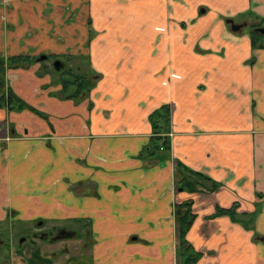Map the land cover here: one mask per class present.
<instances>
[{"label": "crops", "instance_id": "obj_1", "mask_svg": "<svg viewBox=\"0 0 264 264\" xmlns=\"http://www.w3.org/2000/svg\"><path fill=\"white\" fill-rule=\"evenodd\" d=\"M258 28L264 0H0V57L30 61L6 71L29 108L0 109V223L75 236L13 264H178L185 202L195 264H264ZM83 60L91 88L70 96L53 63L77 78ZM162 106L171 136L154 151Z\"/></svg>", "mask_w": 264, "mask_h": 264}, {"label": "trees", "instance_id": "obj_2", "mask_svg": "<svg viewBox=\"0 0 264 264\" xmlns=\"http://www.w3.org/2000/svg\"><path fill=\"white\" fill-rule=\"evenodd\" d=\"M260 34L252 33L251 42L254 47L258 41ZM29 59L19 57V58H9L4 59L0 57V109H5L6 111H12L13 109L22 110L28 109L29 107L18 98L12 89L6 83V71L13 68H19L21 65L29 63ZM93 75V74H92ZM73 81H63L62 86L65 90L72 87L74 88L71 92V96L77 95L79 92H83V89L91 86L87 76L77 77ZM91 88V87H90ZM90 88L86 92H89ZM33 111V110H32ZM169 113L170 110L168 106H162L159 110L155 111L150 116V123L153 128V140H154V151L168 149L167 136L170 133L169 129ZM164 137H160V136ZM160 142L157 144L155 142ZM176 165L175 176L178 173ZM197 179L201 180L199 176ZM178 187V185H177ZM202 188V185L200 186ZM185 188V187H181ZM225 213L223 211H217V215ZM174 219H175V234H176V247L175 253L177 257L178 264H195L199 258V254L193 252L191 245L186 240V234L189 230L190 224L193 221V214L191 213V202H185L175 207L174 209Z\"/></svg>", "mask_w": 264, "mask_h": 264}, {"label": "flooded vegetation", "instance_id": "obj_3", "mask_svg": "<svg viewBox=\"0 0 264 264\" xmlns=\"http://www.w3.org/2000/svg\"><path fill=\"white\" fill-rule=\"evenodd\" d=\"M54 63H53V69L57 72V70L54 68ZM59 63L62 66L60 68L61 70L63 68V64L61 62ZM23 232H25V234L21 236L20 238H18L17 243L15 244L16 246L14 247L15 250H14V253L12 254L13 255L12 258L16 256L15 252L19 250V248L25 244H30L32 242H38L46 250V248H48L49 246H55L57 244L61 245L63 240H66L67 238L75 237L73 233L71 234L70 232H67L63 229H55V230L48 231L41 227L37 229L33 228L31 231H29L30 235L26 234V230H23ZM0 234L6 235L8 239L7 242L0 240V253H1V250L3 249V251L5 252L4 256L7 257L11 253L10 245H11L13 235L11 232H9L5 228H2V229L0 228Z\"/></svg>", "mask_w": 264, "mask_h": 264}, {"label": "rangeland", "instance_id": "obj_4", "mask_svg": "<svg viewBox=\"0 0 264 264\" xmlns=\"http://www.w3.org/2000/svg\"><path fill=\"white\" fill-rule=\"evenodd\" d=\"M85 62L86 61L83 60L82 61V64L84 65L83 68L81 70H75L74 73H76V75H78V77H82L84 75L87 76L90 84H92V82H93V76H92V74L93 73L88 70V68L86 67V63ZM66 67L67 68H62L61 70H59L57 72L54 69L51 70L52 71L53 78L56 79L60 85H62V82L63 81H69V80L73 81L75 79H78V78H74V77L70 76V71H72V70H69L70 68H68V64H67ZM89 88H90V86L87 87L86 89H83L82 90L83 92H79L76 96L86 95V92L88 91ZM64 90H65V88H64ZM73 90H74V88L71 87L69 89V87H68V90H66V92L72 94L71 92H73ZM67 93H65V94L67 95ZM0 228L1 229L2 228L7 229L13 235L12 236L11 245H10L11 246V249H10L11 253L7 257H5L4 256L5 252L2 249L1 250V253H0V264H13L15 262H12V259L11 258L13 256L12 254L14 253V250H15V248H14L16 246L15 244L17 243L18 238H20L21 236H23L25 234V232H23V230L21 228H11L9 226V224H7V223H0ZM29 231H31V229ZM29 231L26 230V234L27 235H30V232ZM0 240H3L5 242L8 241L7 236L6 235H3V234H0ZM60 246H61V248H65L67 246V244H65V241L63 240L62 241V244L59 245V247Z\"/></svg>", "mask_w": 264, "mask_h": 264}, {"label": "water", "instance_id": "obj_5", "mask_svg": "<svg viewBox=\"0 0 264 264\" xmlns=\"http://www.w3.org/2000/svg\"><path fill=\"white\" fill-rule=\"evenodd\" d=\"M226 24L230 25V29H231L233 32H238V31L241 29V26L234 24L232 20H227V21H226ZM256 31H257L259 34H263V35H264V29H262V28H258ZM43 59H46V57H45V58H42L41 60H43ZM61 67H62V66H61V64H60L59 62H55V63H54V68H55L57 71L60 70Z\"/></svg>", "mask_w": 264, "mask_h": 264}, {"label": "built area", "instance_id": "obj_6", "mask_svg": "<svg viewBox=\"0 0 264 264\" xmlns=\"http://www.w3.org/2000/svg\"><path fill=\"white\" fill-rule=\"evenodd\" d=\"M169 136H171V134H169Z\"/></svg>", "mask_w": 264, "mask_h": 264}]
</instances>
